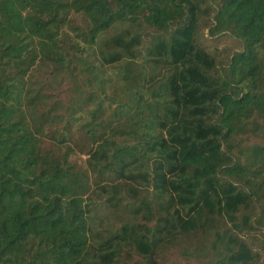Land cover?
Returning a JSON list of instances; mask_svg holds the SVG:
<instances>
[{"label":"trees","instance_id":"16d2710c","mask_svg":"<svg viewBox=\"0 0 264 264\" xmlns=\"http://www.w3.org/2000/svg\"><path fill=\"white\" fill-rule=\"evenodd\" d=\"M203 19L241 42L226 64ZM61 79L76 99L52 100ZM200 230L210 264L263 256L264 0H0V264H115Z\"/></svg>","mask_w":264,"mask_h":264},{"label":"rangeland","instance_id":"374dc122","mask_svg":"<svg viewBox=\"0 0 264 264\" xmlns=\"http://www.w3.org/2000/svg\"><path fill=\"white\" fill-rule=\"evenodd\" d=\"M210 26V20H202L198 36L199 44L214 52V54L222 58V63L226 64L228 57L242 49V44L227 33L211 35ZM111 73L113 74L112 70ZM40 75L45 79L49 77L48 73H41ZM51 87L56 89L55 91H49L51 97H53L52 100L57 99L67 103L77 98L76 92L78 91H73L74 87H72V83L68 79H61L59 83H55ZM104 105L105 110L104 113L100 114V117L109 123L108 125L111 127L119 125L121 119H117L114 116V103H111L110 100H105ZM84 122H87V117L85 116ZM75 141L76 144H73L75 153L72 155V160L78 162L81 166L87 167V152L91 143L83 127H76ZM131 208L123 211L119 210L117 215H114L113 209L105 210L108 218H110L105 221H110L111 225L114 226L113 228L116 229L122 225L125 219L130 217ZM103 215L101 213L100 218ZM215 240L214 231L206 230H200L191 235L176 236V239H172L171 242L169 238H166L165 242L160 244L156 252L149 258H145L130 246H126L122 256L115 264H210L216 256V249L213 247ZM256 251L263 255L256 264H264V251L259 246H257Z\"/></svg>","mask_w":264,"mask_h":264}]
</instances>
